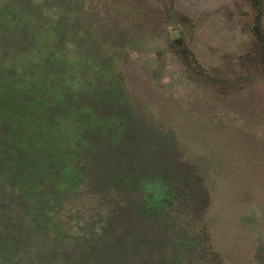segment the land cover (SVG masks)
Returning <instances> with one entry per match:
<instances>
[{"label":"rangeland","instance_id":"1","mask_svg":"<svg viewBox=\"0 0 264 264\" xmlns=\"http://www.w3.org/2000/svg\"><path fill=\"white\" fill-rule=\"evenodd\" d=\"M45 1L44 13L37 12L46 15L45 31L60 33L51 19L65 22L74 14L84 53L90 49H84L83 33L97 36L108 59L103 85L117 92L111 97L115 107L46 117L48 155L40 186L46 187V213L20 229L15 222L0 223V264H84V254L100 264L263 262L264 0ZM60 53L67 54L65 46ZM114 66L123 83L113 76ZM102 100L96 99L97 107ZM27 118L7 116V129L16 131ZM75 138L83 139L76 141L77 156L85 159L80 165L90 161L98 168L93 192L130 197L109 233L94 231L102 227L96 226L102 220L97 210L104 206L82 195L89 184L80 181L79 167L64 162L68 155L61 148ZM9 139L0 136V153L20 165L11 152L27 145H8ZM30 156L40 164L36 152ZM0 170L4 185L36 198L31 180L24 174L15 179L16 166L13 174L3 165ZM44 205L30 199L20 209L41 214ZM130 210L141 214L129 216Z\"/></svg>","mask_w":264,"mask_h":264},{"label":"trees","instance_id":"2","mask_svg":"<svg viewBox=\"0 0 264 264\" xmlns=\"http://www.w3.org/2000/svg\"><path fill=\"white\" fill-rule=\"evenodd\" d=\"M45 2V0H0V136L4 134L10 136L7 142L8 145L15 144L20 140L24 142V145H27L26 148L22 147L20 152L17 151L18 153L10 151L18 159L20 158V165L15 164V161L8 157V153H0V168L3 165L13 174L14 166H16L17 173H14L15 179L19 175L24 174L25 180L27 182L31 180L35 186V190L38 192L34 196L36 197L35 199L30 198L28 195V198H26L25 193H23L24 195L21 194L23 190L18 193L16 188L4 185L3 178L1 177L3 176L1 174L2 170H0V223L5 222L8 224L15 222L14 226L19 229L25 221L36 220V222H40V219L46 213V187H40L45 182V175L41 174V170H46V154L48 155V148H46V137H48L46 135V117L52 116L56 112L64 116L75 114V117H77V113L82 108H90L94 114L95 112L92 109L95 108L108 107L109 109H113L115 106L111 107V102L113 96L117 94L111 88L106 87V89L103 85L108 59L98 48L97 36L83 33L84 49H90L85 50L86 53H84L78 47L79 44H77L79 35L76 33L78 31H76V27L72 22L75 21L74 14L68 15L70 17H66L65 22H63L61 16H54L51 19L59 27L60 33L49 32V30L45 31L46 15L40 16L37 13L40 8L43 9L44 13ZM61 46H65L66 48L67 54L65 56L61 53L59 54ZM181 56L185 61L189 60L188 49H183ZM112 72L117 82L123 83L119 70H112ZM83 87H85V91H82ZM121 88L123 94L127 95L123 84ZM100 89L104 91L100 92ZM99 97L104 98L102 100L104 102H100L102 104L101 107H97L96 99ZM109 98L110 104L105 106V101H109ZM117 109H121V107L119 106ZM90 110L86 114L87 121L90 119L88 117L90 116ZM10 115H19L26 118L30 116L32 120L27 118L28 121H25L23 126H20L16 131H12L11 129H7L8 122L5 121L6 117ZM103 115L111 116L109 113ZM74 120L72 118L70 124H73V128L76 129V122L73 123ZM108 130L114 131V127L110 126ZM129 134L130 131L125 136H129ZM107 136L104 135L103 139ZM82 140V138H75L71 143L63 145L61 149L64 148L66 155H68V158L64 162H66V166L73 169L79 167L75 169H78L82 178L80 181L89 184L90 187L86 188V192H83L82 195L89 201L102 203L104 206L97 210V214H100L99 216L102 220L100 219L96 223V226L101 227L102 225V227L100 230L96 227L95 229L97 230L94 231L96 233H104V231L109 233V231H112V228H115V216L118 215L122 207L127 208L125 206L129 204L130 197L123 193L93 192L91 186L94 185L95 179L98 178V168L93 167L90 161H86V165H80V161L85 162V159L83 157V160H80L82 158L77 156L80 145L78 146L76 141ZM36 142H42L43 146L38 147ZM85 147L83 151H85L84 155H87L88 149H85ZM73 150L76 151L72 153L71 151ZM35 152L39 155L38 160L40 164L37 159L30 156V154H34ZM25 162L27 163V167L25 166ZM132 167L134 166L131 164ZM122 169L126 170L127 167H123ZM51 175L54 176V173ZM51 183L52 188H57L52 180ZM26 199H31L34 203L41 201L43 205L45 203L44 206L40 207L42 215L40 213L32 214L29 210L25 214L20 209V206L24 208V205L28 201ZM15 204H18L17 211L14 210ZM44 208L45 211L42 213ZM138 208L140 209V207ZM55 210L57 211V208ZM134 212L141 214L139 210H130L128 211V215L130 216ZM14 213H16V219H13ZM52 214L54 215L55 213L50 212V215ZM56 214L59 215V213ZM61 214L63 215L64 213L61 211ZM129 220L132 219L128 218L127 223ZM111 226L112 228L109 229ZM7 228L8 232H10L11 227L7 226ZM89 228L87 227V229ZM0 236H2L1 233ZM10 237L11 235H8L5 241ZM1 243L3 244V242ZM2 247L3 245L0 244V251H2ZM84 257V264H100L99 259L92 254H84ZM95 257L98 262L95 261ZM256 261L258 264H264V259L263 262ZM204 264L213 263H209L206 260Z\"/></svg>","mask_w":264,"mask_h":264},{"label":"water","instance_id":"3","mask_svg":"<svg viewBox=\"0 0 264 264\" xmlns=\"http://www.w3.org/2000/svg\"><path fill=\"white\" fill-rule=\"evenodd\" d=\"M174 35H175V38H178L179 37V34L177 31L174 32Z\"/></svg>","mask_w":264,"mask_h":264}]
</instances>
